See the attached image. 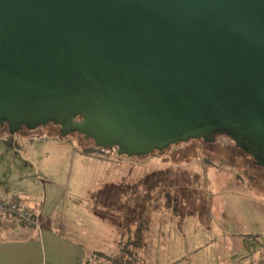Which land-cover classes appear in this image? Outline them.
<instances>
[{
	"label": "water",
	"instance_id": "95a60500",
	"mask_svg": "<svg viewBox=\"0 0 264 264\" xmlns=\"http://www.w3.org/2000/svg\"><path fill=\"white\" fill-rule=\"evenodd\" d=\"M48 121L120 157L225 133L264 164V0H0V123Z\"/></svg>",
	"mask_w": 264,
	"mask_h": 264
},
{
	"label": "rangeland",
	"instance_id": "374dc122",
	"mask_svg": "<svg viewBox=\"0 0 264 264\" xmlns=\"http://www.w3.org/2000/svg\"><path fill=\"white\" fill-rule=\"evenodd\" d=\"M3 128L4 194L26 206L46 202L61 232L72 223L89 228L88 237L79 238L90 249L143 264H244L249 250L264 251V170L247 165L226 137H217L219 143L210 148L197 146L196 154L214 161L207 170L188 164L173 168L180 171L176 174L149 159L120 157L115 148L97 147L80 133L60 137L47 126L24 135ZM115 191L120 201L128 192L138 197L136 206L129 201L134 222L112 205L106 211L100 207ZM94 223L109 226L100 231L104 245L98 247L91 244Z\"/></svg>",
	"mask_w": 264,
	"mask_h": 264
},
{
	"label": "crops",
	"instance_id": "0c3cea01",
	"mask_svg": "<svg viewBox=\"0 0 264 264\" xmlns=\"http://www.w3.org/2000/svg\"><path fill=\"white\" fill-rule=\"evenodd\" d=\"M2 188L1 185L0 189L2 190ZM6 189L9 191L8 187ZM1 190L0 198L16 197L8 196ZM33 198L35 199V197ZM44 199L46 198L44 197ZM113 199L115 200L113 206L122 212L119 195L113 196ZM17 200L34 215V220L38 225L29 226L21 223L20 226L15 216L0 215V231L8 233L6 236H0V264H106L103 261L104 257L100 256L103 252L90 249L79 238H87L89 228L76 227L72 223V225L65 226V232H61L62 228H57L59 222L50 213L49 205H46V202H43L42 206L39 207L38 205L26 206L18 198ZM107 205L104 202L103 206L100 207L106 211ZM24 225L27 227H22ZM93 229L92 233H95L90 237L93 238L91 244L96 247L104 245V242L99 238L102 234L100 231L108 230L109 226L106 223H94ZM256 251L257 249L249 250L243 263L264 264V251Z\"/></svg>",
	"mask_w": 264,
	"mask_h": 264
},
{
	"label": "trees",
	"instance_id": "16d2710c",
	"mask_svg": "<svg viewBox=\"0 0 264 264\" xmlns=\"http://www.w3.org/2000/svg\"><path fill=\"white\" fill-rule=\"evenodd\" d=\"M1 126L8 128V123L7 122H3L0 123ZM49 125H53V126H57L59 128V130L61 131V126L59 124H56L52 121H48L45 125H40L35 129H29L26 126H23L20 130L18 131H22L23 130H28V132H35L38 128H42V127H47ZM9 131V130H8ZM76 132V131H74ZM3 133V132H1ZM15 133V132H14ZM13 134V133H12ZM81 136H83V134H81ZM226 137L227 139H229L234 147L236 149H239L240 151H242L243 153H245L246 155L250 156L253 159V163H255V165L258 166H263L264 164L261 163L260 161V157L258 155H253L250 153L247 145L245 144H236L235 141L233 139H231L227 134L225 133H215L214 136L211 139H207L204 137H199V138H188L185 141H177L175 143H171L169 144L166 148L163 149H154L152 152L145 154V155H140V156H132V157H138L140 159H149L152 160V162L154 164H162L163 166H166V168H168L169 172H174L176 174H179L180 171L179 170H173V168H177L179 169L180 166L183 165H188V164H196L199 163L200 166L202 167L203 171L206 169V167H210L211 163H214V161L210 158V157H200L198 154H196V149L197 146L202 143L203 145H214L215 140L217 139V137ZM84 137V136H83ZM89 139H91L94 143L93 138L88 137ZM9 143V142H8ZM228 143V142H227ZM10 145H12V141H10L9 143ZM95 144V143H94ZM100 147V146H97ZM101 148V147H100ZM116 150L117 148L114 147ZM191 155H194L190 158L189 153H191ZM120 156H127L126 154H121ZM195 158V160H193ZM216 160V159H215ZM225 163V162H224ZM172 168V169H171ZM207 170V169H206ZM126 192V191H124ZM115 195H118V192H112ZM128 192L127 196H125V198L123 197L122 199H124V201H121V206H122V210H123V215H124V219L130 222H134L135 220V206L137 205L136 203L138 202V197L136 195H133V193ZM146 194H148V192H145L143 195H139V197L143 198L144 196L146 197ZM112 196V198H113ZM12 200L18 201L17 197H12L10 198ZM130 200H134L135 202V206L132 203H129ZM114 199L112 201L108 202V205H114ZM19 202V201H18ZM141 203V201L139 202V204ZM120 205V204H119ZM2 214H6L8 216H15L16 219L25 225H34L33 223H26L23 220H21L16 214L13 213H2ZM0 214V215H2ZM130 214H132V216L130 217ZM32 215V219L34 221V215L31 213ZM136 237L139 239V235L138 233H136ZM137 246V245H136ZM130 254H133L132 252H130ZM99 256V254H98ZM100 256H103L104 259L103 261L106 264H143V262H139V261H135V260H131V259H126V258H121L118 257V255L116 253L114 254H108L105 255L104 253H101Z\"/></svg>",
	"mask_w": 264,
	"mask_h": 264
},
{
	"label": "built area",
	"instance_id": "2783aa9c",
	"mask_svg": "<svg viewBox=\"0 0 264 264\" xmlns=\"http://www.w3.org/2000/svg\"><path fill=\"white\" fill-rule=\"evenodd\" d=\"M2 213H13L26 223L38 225L35 220L33 221L31 212L18 201L12 199L0 198V214Z\"/></svg>",
	"mask_w": 264,
	"mask_h": 264
},
{
	"label": "flooded vegetation",
	"instance_id": "af4514ba",
	"mask_svg": "<svg viewBox=\"0 0 264 264\" xmlns=\"http://www.w3.org/2000/svg\"><path fill=\"white\" fill-rule=\"evenodd\" d=\"M75 119H76V120H77V119H81V117L77 115L76 117H74V120H75Z\"/></svg>",
	"mask_w": 264,
	"mask_h": 264
}]
</instances>
